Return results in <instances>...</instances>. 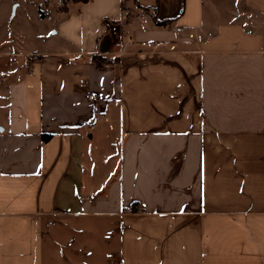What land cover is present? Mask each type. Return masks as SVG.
Returning <instances> with one entry per match:
<instances>
[{
  "label": "crops",
  "instance_id": "1",
  "mask_svg": "<svg viewBox=\"0 0 264 264\" xmlns=\"http://www.w3.org/2000/svg\"><path fill=\"white\" fill-rule=\"evenodd\" d=\"M0 264H264V0H0Z\"/></svg>",
  "mask_w": 264,
  "mask_h": 264
},
{
  "label": "rangeland",
  "instance_id": "2",
  "mask_svg": "<svg viewBox=\"0 0 264 264\" xmlns=\"http://www.w3.org/2000/svg\"><path fill=\"white\" fill-rule=\"evenodd\" d=\"M41 7L45 8V4L41 3ZM114 105L112 103H109L108 109H114ZM112 125V124H111ZM110 125V127H111ZM110 127H107L108 129H106V131L101 130L99 133V142H100V152L101 154L103 153L106 156V153L109 151V145H112L113 147V151H114V156H113V160H111V162L109 164H104L103 168L105 169V172L108 170V168L110 169L109 174H112L113 176H117V171H118V150L121 149L122 146V139L118 133V125H113L112 129H110ZM105 128V126H101L100 127ZM107 143V144H106ZM108 143H110L108 145ZM111 148V147H110ZM109 165V166H108Z\"/></svg>",
  "mask_w": 264,
  "mask_h": 264
},
{
  "label": "trees",
  "instance_id": "3",
  "mask_svg": "<svg viewBox=\"0 0 264 264\" xmlns=\"http://www.w3.org/2000/svg\"><path fill=\"white\" fill-rule=\"evenodd\" d=\"M80 1H87V0H80ZM91 60L99 67H110L114 65V59L109 56H105L102 54H94L91 56ZM50 138L49 134H44L43 139L46 141Z\"/></svg>",
  "mask_w": 264,
  "mask_h": 264
}]
</instances>
